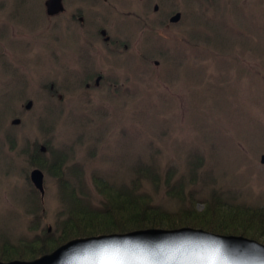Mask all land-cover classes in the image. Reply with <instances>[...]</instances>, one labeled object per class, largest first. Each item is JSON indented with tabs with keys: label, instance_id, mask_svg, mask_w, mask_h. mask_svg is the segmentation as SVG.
<instances>
[{
	"label": "rangeland",
	"instance_id": "rangeland-1",
	"mask_svg": "<svg viewBox=\"0 0 264 264\" xmlns=\"http://www.w3.org/2000/svg\"><path fill=\"white\" fill-rule=\"evenodd\" d=\"M45 1L0 0V247L61 232L69 198L58 174L31 163L38 147L48 164L64 159L61 178L82 199L101 200L94 175L129 186L149 164L161 188L143 179L139 190L172 213L183 204L169 186L197 213L212 193L264 207V0H64L60 18ZM173 8L185 15L176 25ZM96 72L100 85L86 88Z\"/></svg>",
	"mask_w": 264,
	"mask_h": 264
},
{
	"label": "trees",
	"instance_id": "trees-1",
	"mask_svg": "<svg viewBox=\"0 0 264 264\" xmlns=\"http://www.w3.org/2000/svg\"><path fill=\"white\" fill-rule=\"evenodd\" d=\"M63 160L58 158V161L48 164L39 147L36 153L30 156L31 163L46 167L52 174H58L59 184L67 193L69 206L66 218L61 222V232L56 236H51L53 232L45 231L43 236H40L41 238L34 237L29 241H21L25 243L22 246L20 243L5 242V246L0 247V259H35L48 251H52L62 243L78 237L126 233L153 226L176 228L188 225L194 228L206 229L209 232L219 230L223 233L245 234V236L247 233H252L254 237L251 238L254 240L259 239L257 235H264V207L254 210L252 208L237 207V205L229 206L216 193L211 194L205 209L200 213H197L192 208L193 206L189 205V198L184 194L181 187L169 186L167 189V193H170L171 198L177 199L183 204L178 213H172L173 211L165 210L158 204H154L151 194L141 193L139 190L140 182L143 179L149 180L155 189L161 186V179L149 164H141L137 167V174L133 173L131 180L133 183L131 182L132 184L129 186L114 184L107 179H101L94 175L93 179L97 191L102 195L101 200L82 199L79 194L75 197L74 192L72 193L69 189V184L61 178ZM137 186L138 190L136 189ZM173 190L175 192L171 193ZM191 196L196 198L193 193ZM196 200L198 201V198ZM185 201L188 207L184 206ZM191 204L194 205L192 201ZM213 218H216L217 222L212 220ZM235 218L247 220L248 223L245 225L241 222L237 226L236 223L238 222ZM212 221L217 223V228H215ZM35 244H39V246L35 247Z\"/></svg>",
	"mask_w": 264,
	"mask_h": 264
},
{
	"label": "water",
	"instance_id": "water-1",
	"mask_svg": "<svg viewBox=\"0 0 264 264\" xmlns=\"http://www.w3.org/2000/svg\"><path fill=\"white\" fill-rule=\"evenodd\" d=\"M45 8L48 15L65 10L63 0H46ZM178 17L176 13L171 20ZM43 179L39 168L30 172L42 196ZM0 264H264V245L203 229H141L75 238L36 259Z\"/></svg>",
	"mask_w": 264,
	"mask_h": 264
},
{
	"label": "flooded vegetation",
	"instance_id": "flooded-vegetation-1",
	"mask_svg": "<svg viewBox=\"0 0 264 264\" xmlns=\"http://www.w3.org/2000/svg\"><path fill=\"white\" fill-rule=\"evenodd\" d=\"M104 1H106V0H104ZM63 3H64V0H63ZM44 6H45V2H44ZM154 11H156L157 9H158V4L156 3L155 5H154V7L152 8ZM44 10H45V7H44ZM141 10H143V9H141ZM172 10H175V12L173 13H170L169 14V16H168V20H170V18H172L176 13H179V17L177 18V20L176 21H172V24H177L178 22L180 23V22H182L183 21V19H184V12H183V9H181V11L180 10H176V9H172ZM65 11L66 10H64L63 12H60V13H58V14H55V16H53V15H48V14H46V16L48 17V18H55V17H59L60 18V16L61 15H63L64 13H65ZM142 14H147L146 12H141ZM79 14H80V12H78L77 11V13H75L74 15H72V19H74V20H77V18H78V20L77 21H79L80 22V25L81 26H84L85 25V20H84V17L83 16H79ZM126 15H134V13H125ZM140 16H141V14H139ZM148 15V14H147ZM138 18V17H137ZM139 19V22H140V20L142 19L143 21H144V18H138ZM153 21L155 22V23H157V21H158V19L156 18V15L155 16H153ZM141 25H143V27L141 26ZM137 27H141L138 31H143L144 30V27H145V25L144 24H137V25H135V28H137ZM99 29V31H100V33H102L103 35L105 34V31L101 28H98ZM136 31H137V29H136ZM143 34V33H142ZM2 35V34H1ZM1 37V36H0ZM13 37V36H12ZM104 41L107 43V44H109V43H111L112 41L110 40V38H109V36L108 35H106V36H104ZM110 41V42H109ZM156 62H158V61H155V63ZM8 66H9V68L10 67H12L10 64H8ZM94 75V77L92 78V80L91 81H89V83H87V84H85V87L86 88H92V87H98L99 85H100V80H101V77H102V75H100V73H94L93 74ZM57 92V93H56ZM55 94L57 95V97H58V99H61L62 98V96H61V94H59L58 93V91H55Z\"/></svg>",
	"mask_w": 264,
	"mask_h": 264
}]
</instances>
